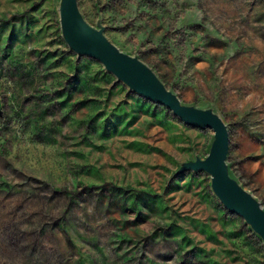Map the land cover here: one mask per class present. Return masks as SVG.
Masks as SVG:
<instances>
[{
	"label": "rangeland",
	"instance_id": "1",
	"mask_svg": "<svg viewBox=\"0 0 264 264\" xmlns=\"http://www.w3.org/2000/svg\"><path fill=\"white\" fill-rule=\"evenodd\" d=\"M96 38L228 131L264 211V0H76ZM64 0H0V264H264L180 122L81 54Z\"/></svg>",
	"mask_w": 264,
	"mask_h": 264
},
{
	"label": "water",
	"instance_id": "2",
	"mask_svg": "<svg viewBox=\"0 0 264 264\" xmlns=\"http://www.w3.org/2000/svg\"><path fill=\"white\" fill-rule=\"evenodd\" d=\"M64 1L65 33L81 54L99 62L116 79L140 96L165 107L183 124L213 132L214 142L208 158L203 162L188 164L186 168L208 172L211 189L221 205L230 213L241 217L264 240V211L256 201L237 187L226 172L229 138L221 119L210 112L183 106L144 64L118 54L100 42L84 23L76 0Z\"/></svg>",
	"mask_w": 264,
	"mask_h": 264
}]
</instances>
